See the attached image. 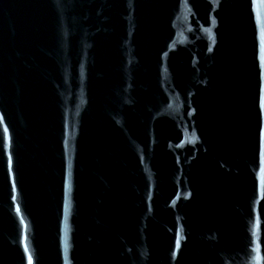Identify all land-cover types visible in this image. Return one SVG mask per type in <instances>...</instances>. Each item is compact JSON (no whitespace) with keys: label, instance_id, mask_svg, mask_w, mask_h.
I'll list each match as a JSON object with an SVG mask.
<instances>
[{"label":"water","instance_id":"95a60500","mask_svg":"<svg viewBox=\"0 0 264 264\" xmlns=\"http://www.w3.org/2000/svg\"><path fill=\"white\" fill-rule=\"evenodd\" d=\"M0 264H264V0H0Z\"/></svg>","mask_w":264,"mask_h":264}]
</instances>
